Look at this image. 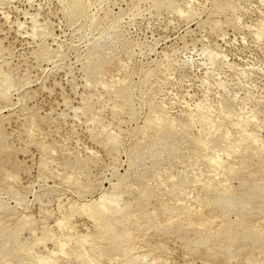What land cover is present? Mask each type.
Returning <instances> with one entry per match:
<instances>
[{
  "label": "rangeland",
  "instance_id": "rangeland-1",
  "mask_svg": "<svg viewBox=\"0 0 264 264\" xmlns=\"http://www.w3.org/2000/svg\"><path fill=\"white\" fill-rule=\"evenodd\" d=\"M70 1L71 0H0V70L11 75L17 87V91L11 93V102L0 99V109L2 112H0V199L3 198L6 203L18 211L14 214V219H12L13 217H8L7 214H4L6 216H1L0 218L2 219L3 217V219L0 220V225L2 226L3 223L4 225L5 223L8 225L10 224V226H3L4 228L6 227V231H9V227L13 229V225L15 224L14 221H16V217L20 216L21 213L30 215V218H32L35 223H32L35 225V229H28L26 226L24 228L18 226L19 228L17 229L22 228L24 230L19 231L16 229L14 231V233L18 231V234L16 233L15 236L20 238L18 240L21 242L24 241V244L12 239L11 243L9 240L10 245L8 249L5 244L6 241H0V244L3 245H0V249L1 247L5 248V250L3 249V251H0L2 253L1 257L3 258L1 259L0 257V264H95L96 262L111 264L116 261L126 260L132 255L138 254L148 255L149 259L152 258L156 260V264H264V192L262 191L264 190V183H262L263 188L261 186V190L259 189L255 192V194L260 193L258 195L256 194L260 199H258V197L251 198L252 206L249 207L250 209L247 208L248 210L244 209L245 211L237 207L226 208V210L217 205L210 206L202 200L205 192L204 187L211 186L221 189L219 187L220 185H216V179H220L221 181L228 180V182H230L229 184L232 186L234 185V188L238 190H250L253 186L252 180L257 181L258 179L260 180V177H264V153L261 154L262 150H256L254 146L248 147L243 142L240 144L239 142H237V144L235 143L231 147L234 150L230 148L225 152L212 148L210 151L213 152V154H216L214 151H218L217 153L221 154L220 157H223H221L222 160H227L228 162L230 160V163H242L248 166L246 169L247 171H239V173L232 177L219 176L218 178L217 176L210 175L205 166L201 165V167H203L201 168L198 164H193L195 162L194 151L198 149L194 141L195 137H200L202 139L205 138V135L208 137L209 135L205 133V128L209 127V125L211 129L218 128L217 126L219 124L221 126L226 125L227 128L229 126L228 130L230 129V131L231 129L237 130V128L240 127L238 128L239 133L244 127L245 129L247 128V131H251L255 125L253 131H257L254 134L258 139L257 141H260L257 145L263 144L262 148L264 150V141L262 143V140H264V0H234V8H226L216 13L213 11L214 0H174L180 7H185L189 4L198 10L194 18L195 21L193 19L190 22H188L179 11L170 8L166 0H85L87 3V11L85 14L88 20L85 14L80 15V13L75 11V14L77 13L80 15L79 16L67 12L70 8L68 7V2ZM133 1L137 2L135 9L131 6ZM154 1L158 2L154 3ZM98 10L99 12H97ZM133 10H135V12ZM93 14H95V16ZM89 16L91 18L93 16L96 18V23L94 25L97 26H92L93 28L91 29L87 27V24L83 26L84 21L86 22L91 19ZM114 16L120 18L117 27L118 29L124 30L125 41L114 36L110 38L112 41L108 40V38H105V34L100 37V35L106 32L108 28L107 25L115 19ZM179 18H181V20ZM99 22L100 25L98 26ZM102 25H105L106 29ZM96 29L102 31V34H99L101 32L98 33L99 30ZM45 30L51 32L49 37L44 36L43 32H45ZM98 37L101 39H98ZM93 38H96L95 40H98L99 44L102 46H111L112 54L106 61L88 64L86 55L94 48L93 43L95 41H93ZM190 43L192 45H190ZM86 45H88V47H86ZM45 48L47 50H45ZM56 48L59 52V56L49 52V49ZM129 48H136V54L133 55L131 59L126 56V50ZM43 49L45 51H43ZM141 51L143 52L141 53ZM81 53L83 54V58L79 56L82 55ZM3 58L4 60L2 61ZM79 59L81 61H79ZM165 63L166 67L169 69L163 73L159 71V69L164 67ZM54 65L56 67H54ZM231 66L234 68H231ZM146 68L152 69L150 82L144 87L136 88L134 90L135 92L131 94V97H128L127 93L123 92L124 90L122 91V89L116 88V86L126 82L133 84L135 87L139 86V77H137L138 75H136V72L142 69L146 70ZM143 93L145 95V102L139 100V98H142ZM19 97H21L22 102L18 99ZM224 98L227 100L224 101ZM256 98L259 100H256ZM199 99L207 102L209 101L208 103L211 106L203 111L205 119H211L215 113L218 114H214L215 116H221L219 117L221 120H216L214 117L207 126H202L197 120H189L185 115V112L188 110L187 106L193 107ZM127 100L131 102L129 105L131 104L133 107V112L135 113L133 115H131L132 112L128 107ZM151 101L155 104L152 108H150L148 104ZM220 101H224L227 109H225L226 107L222 108L220 106ZM228 104H232V106ZM163 111L167 112V119L171 120V131L175 133L176 141H168L169 144L166 148L170 147L168 148L169 151L166 152L167 150L162 148L161 156H156V159L151 157L152 153H143L141 155L144 159L141 158L143 160H141L142 163L140 160H138L139 162L133 161L132 163L128 160L126 153L127 149L135 145L139 140L145 142L149 141L155 134V131L146 127L145 122L149 117L153 119L161 117ZM219 112L221 115H219ZM247 112H251L250 115ZM209 113H212L210 114L211 118ZM253 116L254 118H252ZM239 117L241 121H246V124L242 122L240 126H236L237 128H235L233 127L235 125H232L231 122ZM225 119H227L228 124ZM221 122L223 124H221ZM256 124L259 127H257V129ZM31 126L32 128L29 129ZM177 126L179 128H177ZM230 126L232 128H230ZM101 127L107 128L103 129ZM94 128L97 130L102 129L105 137L103 133L100 135L94 134ZM131 131L134 132L132 133ZM175 131H178V133ZM230 131L228 134L232 136L231 139L238 140L241 138V136H239L240 134L238 135L237 133L238 131H231V133ZM107 133L112 135L113 133L114 135L118 133L116 142L110 141L107 137ZM28 136H30V138ZM258 136L261 137L259 138ZM179 147L181 149H179ZM173 148L177 150H171ZM164 149L165 151H163ZM171 151L172 153H170ZM245 151L248 153H245ZM254 152L257 156L254 155L253 157L252 154H255ZM174 154L176 156H174ZM227 154L228 159L226 156ZM247 154L251 155L247 156ZM144 155L148 156L144 157ZM188 155H191V158H189ZM83 157L87 161L83 159ZM164 157H166L167 160ZM254 158H256V160ZM239 159L247 162L243 161V163ZM126 161H128V163H126ZM151 161L154 165L158 163L161 164L153 166ZM153 161L156 162L154 163ZM137 162L141 163L137 164L140 165L138 167L136 165ZM256 162H258V164H256ZM143 163L144 165H142ZM168 163H171V165ZM198 163H200V161H198ZM135 165L136 167H134ZM161 165L162 167H160ZM113 166L114 169H118V173L120 172V174L123 175L122 181L116 185L115 188H113L108 182L109 180H107L109 176L111 177V169H113ZM197 168H200V170ZM165 169L167 170L164 171ZM145 170L146 173H144ZM196 170H198V172ZM193 171V175L196 174V177H194L195 181L190 179L189 182L192 181V183H189L184 178L187 175H192ZM202 171L208 173H203ZM64 172L77 174V178L80 181L89 182L90 187L88 186L87 189H83L80 185L76 184L75 181L64 182L62 176H59ZM250 172H256V176L254 174V176L251 175L252 178L249 177ZM174 175L177 176L176 179L171 180V176L174 177ZM12 177L16 179H12ZM205 177H207L206 180ZM236 177H238V179ZM160 179L164 181V185L161 184L162 180L160 183ZM179 179L181 180L179 181ZM90 180H92V182ZM112 180V182H116V179L113 178ZM196 180L198 181L196 182ZM181 181L183 183H180ZM201 182L204 183L203 186H201ZM171 183L175 185L171 186ZM186 183L187 185H185ZM45 184L50 186L51 189H55L53 190L54 192L48 187H44L46 186ZM176 186L177 188H175ZM178 186L183 187L180 189ZM172 187L174 189H171ZM191 188L194 189L191 190ZM184 189H188L191 194L188 193V190L186 192ZM13 190H19L21 193L28 196L27 203L22 206H17L15 200L11 198ZM33 190L35 193H33ZM47 190L50 191L48 195L43 194L45 192L47 193ZM141 190L145 192H140ZM169 190L170 192H168ZM174 190L176 193L174 194L177 195L175 198H173ZM78 192H85V195L82 197L86 199L97 197L101 195V192L114 194L119 209H121L123 213L131 211V213H128L129 218L137 213V218L134 216L132 219H128V215H126L127 217L125 216V219H128L131 224L125 222L123 219V224L119 226L120 229L124 231L125 235H127L125 236V240H123L124 238L116 239L118 241L116 243L117 245L122 242V245H116V247H119L117 250L116 248L113 249L110 243L112 242L111 239L108 237L106 238L104 235L105 238L99 235L100 232L104 230L103 223L89 218L82 212L79 213V211H76L70 216L71 219L68 223L71 226L65 224L62 225L64 226L62 227L60 225L59 221L62 219V215L70 213L67 207L68 201H79L82 199V197L77 194ZM178 192L181 193V197ZM199 192L203 195L201 194L200 196ZM149 193H151L153 197ZM184 193L185 195L183 196L182 194ZM36 195H41V197L38 198ZM147 196H149V198ZM146 197L147 199H144ZM183 197L185 200L183 199L182 201L181 199ZM196 197L199 199L196 200ZM140 200L142 201L141 204L139 203ZM62 201L65 202L63 203ZM146 203H149V205ZM172 203L176 209L170 206ZM253 203L255 205H253ZM60 204L62 207L64 205V208H61ZM128 204L131 205H129L127 210L126 208L122 209V206L128 207L126 206ZM140 205L142 206L141 208H139ZM144 205L147 208L143 210L145 207ZM176 206L180 207V209L178 210ZM44 207L46 209H44ZM154 207L158 209L155 208V213ZM186 207L189 212L188 216H185L188 213L185 211ZM191 207L195 208L196 211ZM188 208H190V210L192 209V211L188 210ZM198 208L202 210V212H199ZM256 208H258V211ZM137 209L140 210L139 215L141 216L138 215ZM168 209L173 210H170V212L172 211L170 213ZM182 209H184V211H181ZM141 210L143 212L148 211L149 213L146 212L145 215ZM165 210L167 212H164ZM162 211L167 216L161 213ZM174 211L179 216H176ZM191 212L193 215L194 212L197 214L191 216ZM243 213L247 214L243 215ZM202 216L203 218H201ZM141 217H143V220ZM186 217L189 222L186 220ZM195 217H198L200 220L210 217V219H208L210 222L203 223V220L200 221ZM239 217H244V220ZM146 218H152V223L154 221L153 219H155L154 223L156 226L150 221L148 223ZM9 219L11 220L9 221ZM167 219L169 221H167ZM179 219L181 221H179ZM191 219L194 221H191ZM228 219L235 222V225L238 223L237 226L232 224V231H238V234H236L237 232L232 234L231 231L229 234L231 238L230 241L226 242L227 240L223 236H216V238L214 236V238L208 236L211 234V231L214 235L216 231L220 230V225L224 224ZM135 220L140 224L139 226H141L145 220L144 226L139 227L137 223H132ZM7 221H9V223ZM175 221H177V224ZM96 222L98 224H96ZM170 223L175 226H171ZM240 224L243 225L240 226ZM254 224H256V226H253ZM34 225H32V227ZM95 225L98 227H95ZM177 225L179 228L176 227ZM158 226H160V228ZM235 227H237V230ZM253 227L257 228L254 232H249L250 230H247V232H249V234H247L246 229ZM4 228L3 230H5ZM158 228L162 232H158ZM180 228L184 231L182 232ZM190 228L196 229V232L190 230ZM207 228L209 232H207ZM33 229L34 231H32ZM165 229L167 230L165 231ZM241 229L245 230L242 231ZM97 230H100V232ZM176 230H178V232H176ZM239 232L241 233L239 234ZM43 233L46 235L44 236ZM183 233H185L186 236ZM203 233L205 236H208L203 238L205 241H203V239L201 240V235H197ZM187 234H189V237ZM242 234H245L246 237ZM19 235L21 236L18 237ZM33 235L35 237L37 236V239H33ZM67 235L72 236V238L74 237L75 240L71 238L69 244L65 245L64 250H61L57 240L60 237L61 241H66ZM84 235L90 236L91 240L86 243V236L83 237ZM95 235L98 237H95ZM191 235H193V237ZM195 236H198V238ZM258 236L262 238L260 239ZM31 237L32 241L39 240V242L34 241V244L31 242L32 245H30V242L26 243L28 240L31 241ZM45 237L46 240L44 239ZM194 237L197 243L193 245L192 243L195 242ZM186 238H190V241ZM248 240H250V243ZM251 240L254 243H252ZM107 241H109L110 244H106L108 243ZM200 241L203 242L201 243ZM242 241H244V246ZM123 242L127 243L124 244ZM16 243L18 246L15 245ZM36 243L37 245H35ZM12 244L15 245V249L18 247L15 251ZM102 244H104V246H102ZM27 246H30V248ZM122 247H131L133 249L131 252L124 254ZM20 248L23 249L20 250ZM26 248L33 249L32 253L27 254ZM16 253L21 255H17ZM3 254L5 255L3 256ZM25 254L27 256H25ZM33 255L41 257V261L31 259L34 258ZM124 255H126V257ZM16 256L19 258H16ZM51 256L52 258H50ZM121 257L123 258L121 259ZM95 258L96 261H94ZM111 258H114L115 261ZM18 261H21V263Z\"/></svg>",
  "mask_w": 264,
  "mask_h": 264
},
{
  "label": "bare ground",
  "instance_id": "bare-ground-1",
  "mask_svg": "<svg viewBox=\"0 0 264 264\" xmlns=\"http://www.w3.org/2000/svg\"><path fill=\"white\" fill-rule=\"evenodd\" d=\"M167 2H168V6L170 7V8H173V9H175V10H177V11H179L181 14H183V16H184V18H186L187 20H188V22H190V21H192L195 17H196V15H197V9L196 8H194V6L192 7L191 5H189V4H187L185 7H180V6H178L175 2H174V0H166ZM206 1V0H205ZM233 1L234 0H225V1H221V0H214V2H213V11L216 13V12H220V11H222V10H224V9H226V8H234V3H233ZM100 2V1H99ZM156 2H158V1H154V3H156ZM209 2H212V1H209ZM235 2H237V1H235ZM67 3V2H66ZM69 3V6L68 7H70L69 9H68V11L67 12H69V13H71V14H75V11L76 12H78V13H80V15H84L85 13H86V11H87V3L85 2V0H71L70 2H68ZM67 3V4H68ZM136 1H133L132 2V7H133V9H135L136 8ZM92 4V3H91ZM93 4H94V2H93ZM262 4V3H261ZM210 5H211V3H210ZM128 6V5H127ZM100 7V6H99ZM130 7V6H129ZM145 7V6H144ZM159 7V6H158ZM166 7H167V5H166ZM205 7H206V5H205ZM102 8V7H101ZM126 8V7H125ZM207 8V7H206ZM105 9V8H104ZM121 9V8H120ZM123 9V8H122ZM129 9V8H128ZM198 9H199V7H198ZM208 9V8H207ZM207 9H206V11H207ZM66 10V9H65ZM92 10V9H91ZM212 10V9H211ZM93 11V10H92ZM95 11V10H94ZM134 12H135V10H133ZM205 11V12H206ZM97 12H99V10L97 11ZM118 12V11H117ZM117 12H116V15H117ZM122 12H124V11H122ZM89 13V12H88ZM95 13V12H94ZM120 13V12H119ZM118 13V14H119ZM77 14V13H76ZM75 14V15H76ZM92 14V13H91ZM121 14H123V13H121ZM64 15V14H63ZM77 15H79V14H77ZM79 15V16H80ZM89 15H90V13H89ZM94 16H95V14H93ZM87 16H88V14H87ZM92 16V15H91ZM90 17L91 19L89 20V21H84V24H83V26L84 25H88L87 27L88 28H93L92 26H97V25H94L95 23H96V18L95 17ZM108 16V15H107ZM113 16V15H112ZM182 16V17H183ZM85 17H86V14H85ZM115 17V19L114 20H112V22L109 24V25H107V24H105V25H107L108 26V28H107V30H106V32L105 33H103L102 34V31H100L99 29H96V30H99L98 31V33L99 32H101V33H99V34H102V35H100V37H102L104 34H105V38H108V40H111L110 38L111 37H116V38H121L123 41H125L126 39H125V37H124V30L123 29H118V20L120 19L119 17H116V16H114ZM228 17V16H227ZM87 18V20H88V17H86ZM104 18V17H103ZM113 19V18H112ZM180 20H181V18H179ZM199 20V19H198ZM198 20H197V22H198ZM109 21V20H108ZM194 21H195V19H194ZM193 21V22H194ZM106 22H107V20H106ZM192 23V22H191ZM197 24V23H196ZM82 25V24H81ZM100 25V22H99V24H98V26ZM105 25H102V26H104L105 27ZM191 25V24H190ZM82 26V27H83ZM125 26V25H124ZM188 26V25H187ZM86 27V28H87ZM104 27H102V28H104ZM35 28V27H34ZM98 28H100V27H98ZM102 28H101V30H102ZM190 28V27H189ZM32 29H33V27H32ZM105 29H106V27H105ZM212 29V28H211ZM35 30V29H34ZM33 30V31H34ZM104 30V29H103ZM93 31V30H92ZM92 31H91V33H92ZM187 31H190V30H187ZM43 34H44V36H46V37H49L50 35H51V32H48V31H46L45 30V32H43ZM86 34V33H85ZM88 34V33H87ZM218 34V33H217ZM88 36V35H87ZM92 36V35H91ZM98 36V35H97ZM96 36V37H97ZM80 37V36H79ZM83 37V36H82ZM100 37H98V39L100 38ZM89 38V37H88ZM206 38V37H205ZM94 39V38H93ZM96 39V38H95ZM93 40V41H95L94 43H93V46H94V48H92V51H91V49H90V51L91 52H89V54H87L86 55V58H87V63L88 64H91V63H101V62H103V61H106L107 60V58L112 54V47L111 46H109V45H100L99 44V41L97 40ZM101 39V38H100ZM193 39V38H192ZM112 41V40H111ZM197 41V40H196ZM101 42V41H100ZM110 42V41H109ZM115 42V41H114ZM122 42V41H121ZM89 43H90V40H89ZM116 43V42H115ZM188 43V42H187ZM192 43V42H191ZM190 43V45H192ZM41 44V43H40ZM43 44V43H42ZM103 44H104V42H103ZM111 45V44H110ZM119 45V44H118ZM39 46V45H38ZM37 46V47H38ZM43 46V45H42ZM46 46V45H45ZM92 46V47H93ZM40 47V46H39ZM38 47V48H39ZM50 47V46H49ZM86 47H88V45H86ZM37 48V49H38ZM90 48H91V45H90ZM178 48V47H177ZM190 48V47H189ZM41 49V48H40ZM40 49H39V51H40ZM135 49L136 48H129L128 50H126V56L129 58V59H131V57L133 56V55H135L136 54V51H135ZM45 50H47L46 48H45ZM44 49H43V51H45ZM181 50V49H180ZM199 50H201V49H199ZM205 50V49H204ZM140 51V50H139ZM191 51V50H190ZM206 51V50H205ZM49 52L50 53H52V54H55V55H58L59 56V52H58V50H57V48L56 49H49ZM143 51H141V53H142ZM180 52V51H179ZM182 52H184V51H182ZM193 53V52H192ZM199 53V52H198ZM202 53V52H201ZM35 54V53H34ZM82 54V53H81ZM84 54H85V52H84ZM203 54V53H202ZM211 55V54H210ZM43 56V55H42ZM52 56V55H51ZM79 56H81V58H83L82 56H83V54L82 55H79ZM140 56H141V54H140ZM53 57V56H52ZM57 57V56H56ZM214 57V56H213ZM43 58V57H42ZM48 59V58H47ZM47 59H46V61H47ZM53 59H55V58H53ZM178 59V58H177ZM217 59V58H216ZM223 59V58H222ZM4 60V58L2 59V61ZM84 60H86V59H84ZM161 60V59H160ZM212 60V59H211ZM221 60V59H220ZM219 60V61H220ZM79 61H81L80 59H79ZM159 61V60H158ZM167 61V60H166ZM165 61V62H166ZM229 61V60H228ZM163 62V61H162ZM161 62V63H162ZM211 62V61H210ZM223 62V61H222ZM82 63V62H81ZM179 63V62H178ZM185 63V62H184ZM215 63V62H214ZM213 63V64H214ZM164 64V63H163ZM168 64V63H167ZM215 64H217V63H215ZM225 64H226V62H225ZM230 64H231V62H230ZM169 65V64H168ZM167 65V66H168ZM214 66V65H213ZM216 66V65H215ZM236 66V65H235ZM54 67H56L55 65H54ZM183 67H184V65H183ZM222 68V67H221ZM231 68H234V67H232L231 66ZM236 68V67H235ZM167 69H169L168 67H166V63H165V66L164 67H161L160 69H159V71H161V72H165V71H167ZM228 69V68H227ZM84 70V69H83ZM233 70V69H232ZM151 71H152V69H150V68H146V70H144V69H142V70H138L137 72H136V75H138L137 77H139V82H138V84H139V86H137V87H135V86H133V84H131V83H123V84H121V85H118V86H116V88H119V89H122V91L123 92H126L127 93V95H128V97L130 96H132L131 94H133V92H135L134 90L136 89V88H141V87H144L146 84H148L149 82H150V79H151V76H152V74H151ZM234 71V70H233ZM243 71V70H242ZM245 72V71H244ZM236 73H237V71H236ZM12 74V73H11ZM86 74V73H85ZM168 75H169V73H168ZM235 75H237V74H235ZM207 76V75H206ZM243 76V75H242ZM14 77V76H13ZM243 77H245V76H243ZM242 77V78H243ZM246 79V78H245ZM219 81V80H218ZM134 82V81H133ZM220 82V81H219ZM223 82V81H222ZM243 82V81H242ZM216 83V82H215ZM134 84H135V82H134ZM180 84V83H179ZM222 84V83H221ZM224 84V83H223ZM203 85V84H202ZM220 86V85H219ZM222 86V85H221ZM93 87V86H92ZM223 87H224V85H223ZM17 87L15 86V83H14V80H13V78H12V76L11 75H9V74H7V73H5V72H3L2 70H0V99H2V100H7V101H10L11 100V93L12 92H14V91H17V89H16ZM214 89V88H213ZM221 89H222V87H221ZM141 90H143V89H141ZM248 90V89H247ZM23 91V90H22ZM121 91V92H122ZM236 92V91H235ZM141 93V92H140ZM142 94V93H141ZM158 94H159V92H158ZM251 94V93H250ZM22 95V94H21ZM85 95V94H84ZM124 95V94H123ZM227 95H229V94H227ZM237 95V94H236ZM246 95V94H245ZM254 95V94H253ZM19 96V95H18ZM255 96V95H254ZM258 96V95H257ZM124 97H126V96H124ZM144 97H145V95H144V93H143V95H142V98L140 99L139 98V100L141 101V102H145V99H144ZM163 97V96H162ZM175 97V96H174ZM226 97V96H225ZM259 97V96H258ZM261 97V96H260ZM22 98H23V96H22ZM236 98V97H235ZM19 100H21V97H19L18 98ZM128 99V98H127ZM222 99V98H221ZM227 99H228V96H227ZM226 99V100H227ZM66 100V99H65ZM126 100V99H125ZM208 100H210V99H208ZM225 100V98H224V101H226ZM229 100V99H228ZM232 100V99H231ZM256 100H259V99H257L256 98ZM255 100V101H256ZM17 101V100H16ZM128 101V100H127ZM126 101V102H127ZM133 101V100H132ZM224 101H220L221 102V107L223 108V107H226V105H225V103H224ZM261 101V100H260ZM11 102V101H10ZM21 102H22V100H21ZM209 102V101H208ZM207 101H204V100H200L199 99V101L198 102H196L194 105H193V107L192 106H187L188 107V110H187V112H185V115L188 117V119L189 120H197V121H199L200 123H201V125L203 126V125H206L207 126V124L210 122V120L212 119V118H214L215 117V119L216 120H221V118H219V117H221V116H215V115H218V114H213V117L211 118V116H210V114H212V113H209V116H210V118L211 119H208V118H206L205 119V117H204V115H203V111L206 109V108H208V107H211L210 105H209V103H208ZM219 102V101H218ZM229 103H231L230 101H228ZM129 103H131V102H129L128 101V107H129V109H130V111L132 112L131 113V115H133V114H135L133 111V107H132V105L130 104L129 105ZM147 103V102H146ZM145 103V104H146ZM248 103V102H247ZM258 103V102H257ZM260 103V102H259ZM144 104V103H143ZM149 104V106H150V108H152V107H154V105L155 104H153V101H151V102H149L148 103ZM237 104H239V103H237ZM68 105V104H67ZM115 105V104H114ZM228 105H230V104H228ZM227 105V106H228ZM124 106V105H123ZM213 106V105H212ZM218 106V105H217ZM230 106H232V104L230 105ZM246 106V105H245ZM73 107V106H72ZM125 107V106H124ZM127 107V106H126ZM136 107V106H135ZM74 108V107H73ZM118 108V107H117ZM230 108V107H229ZM17 109V108H16ZM85 109V108H84ZM136 109V108H135ZM219 109V108H218ZM225 109H227V107L225 108ZM235 109V108H234ZM238 109V108H237ZM243 109V108H242ZM252 109V108H251ZM250 109V110H251ZM3 110V109H2ZM229 110V109H228ZM250 110H248V111H250ZM253 110H254V108H253ZM136 111V110H135ZM233 111V110H232ZM235 112H236V109L234 110ZM239 111V110H238ZM252 111V110H251ZM0 112H1V109H0ZM115 112H117V111H115ZM224 112V111H223ZM230 112V111H229ZM241 112V111H240ZM2 113V112H1ZM74 113V112H73ZM207 113V112H206ZM220 113V112H219ZM234 113V112H233ZM247 113H249V115H250V113L251 112H247ZM246 113V114H247ZM256 113H257V111H256ZM31 114V113H30ZM235 114V113H234ZM131 115H128V116H131ZM219 115H221V113L219 114ZM225 115V114H224ZM239 115V114H238ZM237 115V116H238ZM63 116V115H62ZM236 116V115H235ZM240 116V115H239ZM241 117V116H240ZM240 117L239 118H236V120H234L233 122H231V124L232 125H235V126H233V127H235V128H237L236 126H240V123H242V122H245L244 124H246V121H241V119H240ZM246 117V116H245ZM96 118V117H95ZM218 118V119H217ZM243 118V117H242ZM252 118H254V116L252 117ZM262 118V117H261ZM32 119V118H31ZM97 119V118H96ZM145 119V118H144ZM223 119V118H222ZM131 120V119H130ZM229 120V119H228ZM232 120V119H231ZM230 120V121H231ZM247 120H249V119H247ZM256 120V119H255ZM264 120V119H263ZM262 120V121H263ZM32 121V120H31ZM225 121H226V123H227V119H225ZM249 122V121H248ZM179 123V122H178ZM184 123V122H183ZM182 123V124H183ZM216 123V122H215ZM98 124H99V121H98ZM221 124H223L222 122H221ZM228 124V123H227ZM231 124H229V125H231ZM187 125V124H186ZM231 125V126H232ZM94 126H95V124H94ZM104 126V125H103ZM138 126V125H137ZM145 126L146 127H148V128H150V129H152V130H154L155 131V134L149 139V141H147V142H145V141H142V140H139L137 143H135V145H133V146H131L129 149H127V151H126V153H127V157H128V160H130L132 163H133V161H138V160H142L143 158H142V154L143 153H152V156L151 157H156V156H161V152H162V148H165L167 151L166 152H168L169 150H168V148H170V147H168V148H166L167 147V145L169 144L168 143V141L170 142V140H175L176 141V139H175V133H173V131H171V127H172V125H171V120L170 119H167V112L166 111H163L162 113H161V117H158L157 119H153V118H151V117H149L148 118V120L145 122ZM217 126V125H216ZM219 126H221L220 124L217 126L218 128H216V129H214L213 128V126H212V128L213 129H211L210 128V125H209V127H207V128H205L204 130H205V133L207 134V135H209L208 137H206V135H205V138L204 139H202V138H200V137H195V144H196V146H197V150H195L194 151V156H195V162L193 163L194 165H199L200 167H201V165L202 166H205L206 168H207V171L210 173V175H213V176H217L218 178H219V176H234L235 174H237V173H239V171L241 172V171H244V170H246L247 169V165H245V164H242V163H230L231 161L229 160V162L227 161V160H222L221 159V157H220V155L221 154H218L217 152L218 151H214V153L216 152V154H213V152H211L210 150L213 148V149H216V150H219V151H228L235 143L237 144V142H239V144L240 143H245L248 147H251V146H254V148L256 149V150H262V152H261V154H263L264 152V150H263V144L261 145V144H259V145H257V143L259 142L260 143V141H257L258 139L255 137V134L254 133H256V132H254L253 130L255 129V125L253 126L254 128H253V130H251V131H247V128L245 129V127L243 128V127H241V128H243L242 130H241V132L239 133V131H238V128H240V127H238L237 128V130H233V129H231V131L233 130V131H238L237 133H238V135L239 136H241V138H239L238 140H234V139H231L232 138V136H230L229 134H228V132L230 131V129L228 130V128H229V126H228V128H227V126L226 125H222L221 127H219ZM230 126V128H232ZM243 126V125H242ZM245 126H247V125H245ZM92 127V126H91ZM91 127H89V128H91ZM193 127V126H192ZM215 127V126H214ZM257 124H256V129H257ZM32 128V126L29 128V129H31ZM101 128H107V127H101ZM177 128H179L178 126H177ZM259 128V127H258ZM98 129H100V128H98ZM137 129H138V127H137ZM181 129V128H180ZM179 129V130H180ZM245 129V130H244ZM262 129V128H261ZM176 130V129H175ZM227 130H228V132H227ZM249 130H250V128H249ZM260 130V129H259ZM28 131V130H27ZM29 131H31V130H29ZM107 131V130H106ZM134 131H135V128H134ZM133 131V132H134ZM203 131V130H202ZM231 131H230V133H231ZM232 131V132H233ZM132 132V131H131ZM132 132V133H133ZM175 132H177L178 133V131H175ZM185 132V131H184ZM93 133L94 134H96V135H100L101 133H103V136H104V131L102 132V129L101 130H97V129H95L94 128V130H93ZM131 133V134H132ZM194 133V132H193ZM192 133V134H193ZM236 133V134H237ZM27 134H28V132H27ZM118 134V133H117ZM117 134L116 135H114V133H113V135L112 134H108L107 133V137H108V139L110 140V141H112V142H116V140H117V138H118V136H117ZM133 135V134H132ZM131 135V136H132ZM182 135V134H181ZM190 135V134H189ZM257 135V134H256ZM134 136V135H133ZM132 136V137H133ZM138 136V135H137ZM183 136V135H182ZM184 136H186V135H184ZM194 136H195V134H194ZM197 136V135H196ZM237 136V135H236ZM29 138H30V136H28ZM105 137V136H104ZM178 137V136H177ZM176 137V138H177ZM193 137V136H192ZM233 137H234V135H233ZM259 137V136H258ZM261 137V136H260ZM259 137V138H260ZM133 138H135V137H133ZM181 138V137H180ZM235 138V137H234ZM237 138V137H236ZM107 139V140H108ZM130 139H131V137H130ZM129 139V140H130ZM189 139H191V138H189ZM194 139V138H193ZM181 140V139H180ZM263 141L264 140H262V143H263ZM131 142V141H130ZM182 142V141H181ZM111 143V142H110ZM183 143V142H182ZM193 143V142H192ZM180 144V143H179ZM184 144V143H183ZM188 144V143H187ZM181 145V144H180ZM242 145H244V144H242ZM49 146V145H48ZM170 146H172V145H170ZM184 146V145H183ZM191 146H193V145H191ZM238 146V145H237ZM241 146V145H240ZM246 146V147H247ZM123 147V146H122ZM236 147V146H235ZM185 148H187V147H185ZM262 148V149H261ZM49 149V148H48ZM165 149L163 150V151H165ZM179 149H181L180 147H179ZM193 149H195V148H193ZM232 149V148H231ZM171 150H177V149H171ZM182 150H184V149H182ZM190 150V149H189ZM232 150H234V149H232ZM237 150V149H236ZM118 151V150H117ZM116 151V152H117ZM241 152V151H240ZM260 152V151H259ZM165 153V152H164ZM170 153H172V151L170 152ZM245 153H248L247 151H245ZM255 153V152H254ZM149 154V155H150ZM237 154H238V152H237ZM252 154V153H251ZM250 154V155H251ZM260 154V153H259ZM163 155V154H162ZM165 155V154H164ZM169 155V154H168ZM171 155H173V154H171ZM246 155V154H245ZM250 155H248L247 154V156H250ZM253 155V157H254V155L255 156H257V154L255 153V154H252ZM111 156H113V155H111ZM115 156V155H114ZM146 156H148V155H144V157H146ZM174 156H176L175 154H174ZM225 156V155H224ZM227 156V159H228V154L226 155ZM231 156V155H230ZM239 156V155H238ZM264 156V155H263ZM116 157V156H115ZM167 157V156H166ZM166 157H164V158H166ZM171 157V156H170ZM188 157L189 158H191V155H188ZM187 157V158H188ZM236 157V156H235ZM242 157H244V156H242ZM114 158V157H113ZM118 158V157H117ZM142 158V159H141ZM153 158V159H154ZM164 158H163V161H164ZM169 158V157H168ZM179 158V157H178ZM181 158V157H180ZM223 158V157H222ZM233 158V157H232ZM241 158V157H240ZM249 158V157H248ZM252 158V157H251ZM262 158V157H261ZM83 159H85L84 157H83ZM82 159V160H83ZM149 159H150V157H149ZM156 159V158H155ZM231 159V158H230ZM244 159V158H243ZM246 159V158H245ZM250 159V158H249ZM255 160H256V158H254ZM86 160V159H85ZM144 160V159H143ZM142 160V161H143ZM151 160V159H150ZM162 160V159H161ZM166 160H167V158H166ZM233 160H235V159H233ZM239 160H241L242 162L243 161H245V160H242V159H239ZM248 160V159H247ZM255 160H254V162H255ZM87 161V160H86ZM117 161H118V159H117ZM122 161V160H121ZM142 161H141V163H142ZM176 161V160H175ZM180 161V160H179ZM182 161H184V160H182ZM198 161H200V163H198ZM236 161V160H235ZM253 161V160H252ZM260 161V160H259ZM77 162V161H76ZM124 162V161H123ZM122 162V163H123ZM139 162V161H138ZM136 163V165L137 164H141V163ZM148 162V161H147ZM154 162V161H153ZM156 162V161H155ZM154 162V163H155ZM160 162V161H159ZM162 162V161H161ZM167 162V161H166ZM237 162V161H236ZM245 162H247V161H245ZM79 163H81V162H79ZM126 163H128V161H126ZM151 163H152V161H151ZM164 163V162H163ZM244 163V162H243ZM110 164V163H109ZM135 164V163H134ZM147 164V163H146ZM158 164H161V163H158ZM158 164H155V165H158ZM168 164H170L171 165V163H168ZM175 164V163H174ZM179 164V163H178ZM185 164V163H184ZM190 164V163H189ZM192 164V163H191ZM256 164H258V162H256ZM262 164V163H261ZM136 165L134 166V167H136ZM142 165H144V163L142 164ZM152 165L153 166H155L153 163H152ZM182 165V164H181ZM255 165V164H254ZM263 165V164H262ZM112 166V165H111ZM138 166H140V165H137V167ZM187 166V165H186ZM185 166V167H186ZM251 166V165H250ZM160 167H162V165L160 166ZM188 167V166H187ZM190 167V166H189ZM192 167V166H191ZM198 167V166H197ZM253 167V166H252ZM263 167V166H262ZM111 168V167H110ZM113 169H111V177L109 176V178H107V180H109L108 182L110 183V185L113 187V188H115L116 187V185H118L121 181H122V179H123V175L122 174H120V172L118 173V169H114V166L112 167ZM117 168V167H116ZM141 168V167H140ZM154 169H155V167H153ZM156 168H158V167H156ZM194 168H195V166H194ZM201 168H203V167H201ZM260 168V167H259ZM159 169V168H158ZM164 169V168H163ZM187 169V168H186ZM196 169V168H195ZM197 169H199L200 170V168H197ZM263 169V168H262ZM144 170V169H143ZM146 170H147V168H146ZM146 170L144 171V173H146ZM155 170H157V169H155ZM154 170V171H155ZM167 169H165L164 171H166ZM136 171V170H135ZM186 171V170H185ZM184 171V172H185ZM188 171V170H187ZM197 172H198V170H196ZM195 171V172H196ZM247 171V170H246ZM260 171V170H259ZM63 172V171H62ZM132 172V171H131ZM158 172V171H157ZM168 172V171H167ZM170 172V171H169ZM179 172V171H178ZM183 172V173H184ZM203 172V171H202ZM204 172H206V171H204ZM203 172V173H204ZM208 172H206V173H208ZM181 173H182V171H181ZM189 173H190V171H189ZM193 173H194V171L192 172V175H187L184 179L186 180V181H188L189 182V180L191 179H193L194 181H195V179H194V177H196L195 175L196 174H194L193 175ZM256 172H250V176L249 177H251V175H253L254 176V174H255ZM259 173V172H258ZM257 173V174H258ZM264 173V172H263ZM188 174V173H187ZM261 174V173H260ZM59 175V174H58ZM164 175V174H163ZM185 175V174H184ZM200 175H201V173H200ZM206 175V174H205ZM264 175V174H263ZM59 176H62V180L64 181V182H70V181H75L76 182V184H78V185H80L83 189H87V187L90 185L89 184V182H83V181H80L78 178H77V174H73V173H69V172H64V173H62V175H59ZM183 176V175H182ZM212 176V177H213ZM238 176V175H237ZM255 176H256V174H255ZM260 176H262V175H260ZM176 177L177 176H175L174 175V177L173 176H171V180H175L176 179ZM178 177H179V175H178ZM181 177V176H180ZM248 177V176H247ZM248 177V178H249ZM116 179L115 181L116 182H112L113 180L112 179ZM166 178V177H165ZM199 178V177H198ZM206 178L207 177H205V180H206ZM211 178V177H210ZM230 178V177H229ZM229 178H227V179H229ZM237 179H238V177H236ZM243 178V177H242ZM252 178V177H251ZM259 178V177H258ZM12 179H16V178H14V177H12ZM61 179V178H60ZM201 179V178H200ZM199 179V180H200ZM215 179V178H214ZM214 179H213V181H214ZM232 179V178H231ZM17 180H18V178H17ZM16 180V181H17ZM161 180L162 179H160L159 181H160V183H161ZM177 180H178V178H177ZM181 179H179V181H180ZM202 180H204V179H202ZM210 180V179H209ZM211 180H212V178H211ZM210 180V181H211ZM241 180V179H240ZM245 180H247V179H245ZM252 180V179H251ZM43 181V180H42ZM91 182H92V180H90ZM182 181H183V179H182ZM180 182V183H183V182ZM193 181V182H194ZM198 180H196V182H197ZM208 181V180H207ZM231 181V180H230ZM163 180H162V183L161 184H163ZM165 182H166V180H165ZM171 182V181H170ZM178 182V181H177ZM191 183H192V181H190ZM189 182V183H190ZM195 182V183H196ZM203 182H206V181H203ZM203 182H201V186H203ZM209 182V181H208ZM208 182H206V183H208ZM216 182H217V184L216 185H220L219 187L221 188V189H218L217 187H211V186H206V187H204L205 188V192H204V196L201 198L202 200H204L207 204H209L210 206L211 205H217V206H219L220 208H222V209H226V208H241V209H247V208H249V207H251L252 206V199L251 198H257L258 196V194H260V193H256L255 194V192H257L259 189L261 190V186H262V183H264V177L262 176V178L260 177V180L258 179L257 181H253L252 180V187H251V189L249 190L248 189V191H245L244 189H241V190H238V189H235L234 188V185L232 186V185H230L229 183L230 182H228V180H226V181H221L220 179H216ZM215 182V183H216ZM243 182V181H242ZM241 182V183H242ZM247 182V181H246ZM249 182V181H248ZM159 183V184H160ZM205 183V184H206ZM251 183V182H250ZM42 184H44V183H42ZM74 184V183H73ZM177 184V183H176ZM209 184H210V182H209ZM214 184V183H213ZM231 184H232V181H231ZM244 184H245V182H244ZM244 184H242V185H244ZM46 186H44V187H48L50 190H55V189H51V187L50 186H48L47 184H45ZM128 185V184H127ZM164 185V184H163ZM172 185H175L174 183H171V186ZM182 185V184H181ZM185 185H187V183L185 184ZM247 185V184H246ZM31 186V185H30ZM159 186V185H158ZM169 186V185H168ZM205 186V185H204ZM249 186H250V184H249ZM11 187V186H10ZM90 187V186H89ZM144 187V186H143ZM146 187V186H145ZM170 187V186H169ZM174 187V186H173ZM171 188V189H174V188ZM181 187H183V186H181ZM181 187L180 186H178V188H180L181 189ZM14 188V187H13ZM12 188V189H13ZM39 188H41V187H39ZM107 188V187H106ZM175 188H177V186L175 187ZM189 188V187H188ZM201 188V187H200ZM262 188H263V186H262ZM15 189V188H14ZM27 189V188H26ZM44 189V188H43ZM166 189H167V187H166ZM170 189V188H169ZM194 189V188H193ZM192 188H191V190H193ZM20 190V189H19ZM19 190H13V192H12V194H11V198L12 199H14L15 200V202H16V204H17V206L19 205V206H22L23 204H25V203H27V197L28 196H26L24 193H21ZM41 190V189H40ZM112 190V189H111ZM143 190H145V189H143ZM185 190V189H184ZM187 190L188 189H186L185 191L187 192ZM48 192L46 193L45 191V193H43L42 191H40V192H42L43 194H47L48 195V193L50 192L49 190H47ZM151 191V190H150ZM163 191V190H162ZM180 191H182V190H180ZM204 191V190H203ZM203 191H202V193H203ZM263 192H264V190H262ZM54 192V191H53ZM86 192V191H85ZM85 192H78L77 194L80 196V197H82L83 195H85L84 193ZM140 192H145V191H140ZM152 192V191H151ZM168 192H170V190L168 191ZM172 192V191H171ZM185 192V193H186ZM191 192H193V191H191ZM33 193H35L34 192V190H33ZM42 193H40V194H42ZM74 193V192H73ZM117 193V192H116ZM175 193V190H174V192H173V194ZM185 193L184 194H182L183 196L185 195ZM188 193H190L189 192V190H188ZM198 193V192H197ZM196 193V194H197ZM201 193V194H202ZM262 193V192H261ZM37 194H38V192H37ZM76 194V195H77ZM101 195H99V196H97V197H91V198H89V199H86V198H83L82 197V199H80L79 201H77V200H75V201H68V205H67V207H68V209H69V212L70 213H68V214H64V215H62V219L59 221L60 222V225L62 226V225H65V224H69L68 222H69V220L71 219L70 218V216L74 213V212H76V211H79V213L80 212H82V213H84L85 215H87L89 218H92V219H94L95 221H98V222H100V223H103V226H104V230L102 231V232H100V230H97L98 232H100V234L99 235H102V237L103 238H105L104 236H106V238L108 237L109 239H111L112 240V242H110L111 243V245H112V247H113V249H115L116 248V250L119 248V247H116V243L118 242L116 239H121V238H124L123 240H125V236L127 235H125V233H124V231L122 230V229H120V225L121 224H123L122 223V221H123V219L125 220V222H128L129 224H131L130 223V221L128 220V219H132L134 216H136V218H137V213H136V215L134 214V213H132V214H134V215H132L133 217H131L130 216V218H129V215H128V213H131V211L129 212V211H127V213L126 212H122V210L121 209H119V207L117 206V204H116V198H115V196H114V194H110V193H106V192H104V193H100ZM119 194V193H118ZM146 194V193H145ZM147 194H148V192H147ZM150 195H151V193H149ZM169 194H172V193H169ZM176 194V193H175ZM174 194V196H173V198H175L177 195H175ZM178 194L180 195L181 193H179L178 192ZM191 194V193H190ZM189 194V195H190ZM199 194H200V192H199ZM201 194H200V196H201ZM35 195V194H34ZM49 195H51V194H49ZM178 195V196H179ZM203 195V194H202ZM37 196V195H36ZM43 196V195H42ZM119 196V195H118ZM141 196H142V194H141ZM146 196V195H145ZM152 196V195H151ZM259 196H261V195H259ZM38 198L39 197H41V195L40 196H37ZM61 197V196H60ZM60 197H59V199H60ZM148 198H149V196H147ZM147 197L146 198H144V199H147ZM153 197V196H152ZM159 197H160V195H159ZM168 197V196H167ZM166 197V198H167ZM180 197H181V195H180ZM199 197V196H198ZM264 197V196H263ZM34 198H36V197H34ZM163 198H165V197H163ZM169 198H170V196H169ZM172 198V197H171ZM178 198V197H177ZM197 198V197H196ZM195 198V199H196ZM37 199V198H36ZM41 199V198H40ZM59 199H58V201H59ZM142 199V198H141ZM183 199H184V197L181 199L182 201H183ZM187 199V198H186ZM189 199V198H188ZM199 198H197L196 200H198ZM258 199H260L259 197H258ZM264 199V198H263ZM50 200V199H49ZM70 200H72V199H70ZM167 200V199H166ZM171 200H174V199H171ZM170 200V201H171ZM178 200V199H177ZM180 200V199H179ZM185 200V199H184ZM8 201V200H7ZM144 201V200H143ZM161 201H163V200H161ZM174 201H176V200H174ZM255 201H256V199H255ZM14 202V201H13ZM39 202V201H38ZM50 202V201H49ZM63 202V201H62ZM65 202V201H64ZM63 202V203H64ZM145 202V201H144ZM144 202H143V204H144ZM146 202H147V200H146ZM165 202V201H164ZM166 202H168V201H166ZM178 202V201H177ZM176 202V203H177ZM180 202V201H179ZM40 203V202H39ZM42 203V202H41ZM59 203V202H58ZM126 203V202H125ZM139 203L141 204L142 203V201L140 200L139 201ZM260 203H262V202H260ZM259 203V204H260ZM57 204V203H56ZM121 204V203H120ZM127 204V203H126ZM142 204V205H143ZM146 204H148L149 205V203H146ZM168 204V203H167ZM179 204V203H178ZM185 204V203H184ZM259 204H256V205H259ZM45 205V204H44ZM119 205V204H118ZM129 205H131V204H128V205H126V206H128V207H124V206H122V209L124 208H126V210H127V208H129ZM169 205V204H168ZM187 205V204H186ZM253 205H255L254 203H253ZM261 205V204H260ZM259 205V206H260ZM263 205V204H262ZM48 206V205H47ZM60 206H61V204H60ZM145 206V205H144ZM154 206V205H153ZM163 206V205H162ZM161 206V207H162ZM171 207L173 206V208H175L174 207V205H173V203H172V205H170ZM181 206V205H180ZM188 206H190V205H188ZM208 206V205H207ZM142 206L140 205V207L139 208H141ZM177 207V209L179 210L180 209V207H178V206H176ZM183 207H185V206H183ZM182 207V208H183ZM194 207V206H193ZM193 207H191V208H193ZM253 207H255V206H253ZM252 207V208H253ZM263 207V206H262ZM48 208V207H47ZM61 208H64V205H63V207L61 206ZM145 208H147L146 206L143 208V210L145 209ZM150 208V207H149ZM155 208L156 207H154V213H155ZM170 208V207H169ZM200 208V207H199ZM198 208V209H199ZM264 208V207H263ZM44 209H46L45 207H44ZM157 209V208H156ZM176 209V208H175ZM174 209V210H175ZM194 209V211H196L195 210V208H193ZM238 209V210H239ZM250 209V208H249ZM258 208H256V210H257ZM11 210V211H10ZM131 210V209H130ZM138 210V209H137ZM158 210V209H157ZM159 210H160V208H159ZM162 210V209H161ZM167 210V209H166ZM164 211V212H167V211ZM169 210V209H168ZM170 210H173V209H170ZM170 210H169V212H170ZM188 210H190V208H188ZM227 210V209H226ZM243 210H241V211H243ZM248 210V209H247ZM246 210V211H247ZM255 210V209H254ZM262 210V209H261ZM260 210V211H261ZM0 213H1V215H0V217L1 216H3L4 214H7V216L8 217H10V218H12V219H14V217H15V213H17L18 211L15 209V208H13L11 205H9L8 203H6V201H4V199L3 198H1L0 199ZM10 211V212H9ZM125 211V210H124ZM140 210H138V215H139V212ZM142 211V210H141ZM152 211V210H151ZM181 211H184V209H182ZM185 211H187V207H186V209H185ZM190 211H192V209L190 210ZM198 211V210H197ZM202 212V210H200L199 209V212ZM205 211V210H204ZM204 211H203V214H204ZM245 211V210H244ZM251 211V210H250ZM258 211V210H257ZM259 211V212H260ZM143 212V211H142ZM146 212L147 213H149L148 211H144L143 213L146 215ZM163 211L161 212V213H164ZM172 212V211H171ZM170 212V213H171ZM177 212H180V211H177ZM188 212V211H187ZM206 212V211H205ZM255 212V211H254ZM160 213V212H159ZM174 213H175V211H174ZM192 213V212H191ZM240 213V212H239ZM22 214V215H21ZM20 214V216H18V217H16V221H14L15 222V224L13 225V229L11 228L10 229V227H9V231H6V227L4 228L3 226H5V225H8L7 223H5V225H4V223H3V221H2V226L0 225V241L1 240H5L6 242H5V244L7 245L6 247H8V249H9V245H10V243L12 242L11 240L12 239H14L15 241H19L20 243H23L24 241H20V240H18V239H20V238H17L16 236H15V234L18 232V231H16L15 233H14V231L17 229V228H19L20 226H22V228H24L25 226L28 228V229H32V228H34L35 227V223H34V220L32 219V218H30V215H27V213H21ZM152 215H154L153 213H151ZM151 214H149V215H151ZM165 214V213H164ZM176 214V213H175ZM179 214V213H178ZM182 214H184V213H182ZM188 214H189V212L187 213V215H185V216H188ZM197 214V213H196ZM195 214V212H194V215H196ZM245 214H247V213H245ZM244 213H243V215H245ZM19 215V214H18ZM126 215H128V219H125V216ZM145 215H143V216H145ZM148 215V214H147ZM166 215V214H165ZM191 215V214H190ZM193 215V213H192V215L191 216H194ZM202 215V214H201ZM200 215V216H201ZM4 216H6V215H4ZM139 216H141V215H139ZM167 216V215H166ZM170 216V215H169ZM168 216V218L170 219V217ZM176 216H179V215H177L176 214ZM205 216V215H204ZM239 216V215H238ZM242 216V215H241ZM32 217V216H31ZM127 217V216H126ZM148 217V216H147ZM190 217V216H189ZM199 217V216H198ZM198 217H195V218H197V219H199ZM206 217V216H205ZM7 218V217H6ZM72 218H73V216H72ZM143 217H141V219H142ZM153 218V217H152ZM151 218V219H152ZM172 218V217H171ZM176 218V217H175ZM201 218H203V216L201 217ZM240 218V217H239ZM2 219H3V217H2ZM1 218H0V220H2ZM147 219V218H146ZM151 219H147V221H148V223H149V221L151 222ZM165 219H166V217H165ZM174 219V218H173ZM208 219H210V217L208 218ZM208 219H202V220H200V221H202L203 223H207V222H210V220H208ZM229 219H230V217H229ZM228 219V221H226L224 224H221L220 225V230H218V231H216V233L213 235L212 234V231H211V234L210 235H208L207 234V232H209V230H208V228L206 229V230H208L207 232H206V234L210 237V236H214L215 238H216V236H223L227 241L226 242H228V241H230L231 240V238H230V236H229V234H230V232L233 230V228H232V224H234L235 225V222H233V221H231V220H229ZM240 219H242V220H244V217L243 218H240ZM11 219H9V221H10ZM33 220V221H32ZM134 220V219H133ZM136 220H139V219H136ZM136 220L134 221V222H132V223H137L136 222ZM143 220V219H142ZM141 220V221H142ZM154 221H155V219H153ZM172 220V219H171ZM185 220V219H184ZM186 220H187V217H186ZM185 220V221H186ZM213 220V219H212ZM234 220V219H233ZM236 220V219H235ZM238 220V219H237ZM9 221H7L8 223H9ZM154 221H153V223H154ZM163 221V220H162ZM167 221H169L168 219H167ZM179 221H181L180 219H179ZM188 221V220H187ZM186 221V222H187ZM191 221H194V220H192L191 219ZM259 221V220H258ZM144 222H145V220H144ZM144 222H143V224H144ZM157 222V221H156ZM176 222V224H177V221H175ZM174 222V223H175ZM182 222H184V221H182ZM189 222V221H188ZM213 222V221H212ZM1 223V222H0ZM13 223V222H12ZM32 223H34V224H32ZM99 223V224H100ZM152 223V222H151ZM150 223V224H151ZM152 223V224H153ZM172 223V222H171ZM170 223V224H171ZM181 223V222H180ZM195 223H198V222H195ZM241 223H242V221H241ZM259 223V222H258ZM34 225L33 227H32V225ZM96 224H98L97 222H96ZM138 225L137 226H139L140 224L139 223H137ZM141 225V226H144V225ZM146 224V223H145ZM155 224V223H154ZM153 224V225H154ZM169 224V225H170ZM173 224V223H172ZM171 224V226H175V225H172ZM178 224H179V222H178ZM190 224V223H189ZM191 224H192V222H191ZM237 225H238V223H236ZM136 225V224H135ZM147 225V224H146ZM158 225V224H157ZM163 225V224H162ZM182 225H184V224H182ZM186 225H188V224H186ZM195 225V224H194ZM237 225H235V226H237ZM243 224H240V226H242ZM8 226H10V224L8 225ZM19 226V227H18ZM69 226H71L70 224H69ZM141 226H139V227H141ZM149 226V225H148ZM154 226H156V224L154 225ZM180 226V225H179ZM253 226H256V224H254ZM62 227H64V226H62ZM66 227V226H65ZM68 227V226H67ZM95 227H98V226H96L95 225ZM119 227V228H118ZM133 227V226H132ZM138 227V228H139ZM146 227V226H145ZM150 227V226H149ZM159 228H160V226H158ZM176 227H178V225L176 226ZM175 227V228H176ZM182 227H184V226H182ZM181 227V228H182ZM206 227V226H205ZM257 227H258V225H257ZM256 227V228H257ZM3 228L5 229V230H3ZM8 228V227H7ZM22 228H20V229H17V230H19V231H22V230H24V229H22ZM27 228H25V229H27ZM89 228V227H88ZM102 228V227H101ZM128 228V227H127ZM134 228H137V227H134ZM158 228V232L159 231H161L160 229ZM169 228H170V226H169ZM179 228V227H178ZM181 228H180V230H181ZM242 228V227H241ZM244 228V227H243ZM256 228H249V229H246V232H247V230H250L249 232H254L255 231V229ZM35 229V228H34ZM34 229L32 230V231H34ZM74 229H75V227H74ZM125 229V228H124ZM131 229V228H130ZM144 229V228H143ZM155 229H156V227H155ZM162 229V228H161ZM167 229H168V227H167ZM167 229H165V231L167 230ZM172 229V228H171ZM198 229H200V228H198ZM202 229H204V228H202ZM211 229V228H210ZM235 229L237 230V227H235ZM239 229V228H238ZM259 229H261V228H259ZM44 230V229H43ZM134 230V229H133ZM145 230V229H144ZM164 230V229H163ZM170 230V229H169ZM174 230V229H173ZM190 230H192V231H195L194 229H191L190 228ZM189 230V231H190ZM201 230V229H200ZM200 230H199V232H200ZM242 230V229H241ZM245 229H243L242 231H244ZM31 231V230H30ZM46 231H47V229H46ZM96 231V232H97ZM182 231V230H181ZM180 231V232H181ZM184 231V230H183ZM182 231V232H183ZM215 231V230H214ZM213 231V232H214ZM44 232H45V230H44ZM52 232V231H51ZM162 232V231H161ZM169 232V231H168ZM174 232V231H173ZM176 232H178V230H176ZM186 232V231H185ZM196 232V231H195ZM194 232V233H195ZM198 232V231H197ZM198 232V233H199ZM237 232V233H236ZM236 232H233L232 231V234H234V233H236V234H238V231H236ZM245 232V233H246ZM249 232H247V234H249ZM46 233V232H45ZM77 233V232H76ZM80 233V232H79ZM139 233V232H138ZM175 233V232H174ZM187 233H191V232H187ZM193 233V232H192ZM201 233V232H200ZM241 232H239V234H240ZM18 234V233H17ZM20 234V233H19ZM44 234V233H43ZM78 234V233H77ZM82 234V233H81ZM157 234V233H156ZM176 234V233H175ZM174 234V235H175ZM185 236H186V234L185 233H183ZM204 234V233H203ZM203 234H197L198 236L199 235H201L200 236V238H201V240L203 239V238H205V237H208V236H205V234L203 235ZM46 234H44V236H45ZM71 235V234H70ZM73 235V234H72ZM75 235V234H74ZM104 235V236H103ZM179 235V234H178ZM182 235V234H181ZM189 234H187V236H188ZM194 235V234H193ZM193 235H191L192 237H193ZM242 235H245V234H242ZM21 235H19L18 237H20ZM24 236V235H23ZM62 236V235H61ZM77 236V235H76ZM76 236H75V238H76ZM86 236V238H85V242L87 243V242H89L90 240H91V238H90V236H87V235H84L83 237H85ZM92 236V235H91ZM93 236H94V234H93ZM92 236V237H93ZM184 236V237H185ZM198 236H195V237H197L198 238ZM261 236V235H260ZM32 237H34L33 239H37L34 235L32 236ZM32 237H31V241H26V243L28 242H32L33 244L35 243V242H39V240H37V241H32ZM47 237V236H46ZM46 237L44 238L45 240H46ZM49 237H51V236H49ZM48 237V238H49ZM95 237H98V236H96L95 235ZM183 237V238H184ZM189 237V236H188ZM195 237H194V239H195ZM211 237V238H212ZM213 237V238H214ZM245 237H246V235H245ZM248 237V236H247ZM259 237V236H258ZM71 238H72V236H68L67 235V237H66V241H61V239H60V237L58 238V240H57V242L59 243V247H60V249L61 250H64V248H65V245H67V244H69V242H70V240H71ZM222 238V237H221ZM260 238V237H259ZM258 238V239H259ZM262 238V237H261ZM260 238V239H261ZM39 239V238H38ZM41 239H43V238H41ZM52 239V238H51ZM72 239H74V237L72 238ZM102 239V238H101ZM127 239V238H126ZM185 239V238H184ZM186 239H188V238H186ZM190 239V238H189ZM188 239V240H189ZM206 239H208V238H206ZM237 239V238H236ZM255 239V238H254ZM254 239H253V241H254ZM9 240H10V243H9ZM54 240V239H53ZM75 240V239H74ZM104 240V239H103ZM105 240H107V239H105ZM129 240V239H128ZM244 240V239H243ZM256 240V239H255ZM14 241V242H15ZM42 241V240H41ZM121 241V240H120ZM190 241V240H189ZM203 241H205L204 239H203ZM202 241V242H203ZM235 241V240H234ZM238 241V240H237ZM240 241V240H239ZM249 241V243H250V240H248ZM3 242V241H2ZM95 242V241H94ZM103 242V241H102ZM108 243H106V244H110L109 243V241H107ZM199 242V241H198ZM201 242V241H200ZM201 242V243H202ZM243 242V246H244V241H242ZM251 242H252V240H251ZM1 243V242H0ZM25 243V242H24ZM23 243V244H24ZM32 243L30 244V245H32ZM42 243H43V241H42ZM124 243V242H123ZM127 243V242H126ZM126 243H124V244H126ZM191 243V242H190ZM195 243H197L196 242V239H195V242L194 243H192L193 245L195 244ZM232 243V242H231ZM235 243V242H234ZM247 243V242H246ZM252 243H254V242H252ZM251 243V244H252ZM14 244V243H13ZM12 244V245H13ZM22 244V245H23ZM119 244V243H118ZM121 245H122V242L120 243ZM119 244V245H120ZM199 244V243H198ZM228 244V243H227ZM1 246H3L2 244H0ZM16 246H18V244L16 243L15 244ZM15 245H13V249H14V251L18 248V247H16V249H15ZM26 245V244H25ZM29 245V244H28ZM35 245H37V243L35 244ZM35 245H33V246H35ZM119 245H117V246H119ZM197 245V244H196ZM5 246V245H4ZM102 246H104V244H102ZM128 246V245H127ZM20 247H22V246H20ZM27 247H29L30 248V246H27ZM32 247V246H31ZM81 247V246H80ZM108 247V246H107ZM111 247V246H110ZM248 247V246H247ZM29 248H26V253L27 254H31L32 253V250L33 249H29ZM221 248V247H220ZM226 248V247H225ZM246 248V247H245ZM245 248H243V249H245ZM249 248V247H248ZM3 249L5 250V248H3V247H1V249H0V251H3ZM21 249H23V248H20V250ZM84 249V248H83ZM133 248H131V247H122V251H123V253L124 254H127V253H129V252H131V250H132ZM242 249V248H241ZM252 249V248H251ZM12 250V249H11ZM111 251V250H110ZM12 252V251H11ZM10 252V253H11ZM34 252V251H33ZM109 252V251H108ZM117 252V251H116ZM9 253V252H8ZM38 253V252H37ZM80 253V252H79ZM78 253V254H79ZM83 253V252H82ZM120 253V252H119ZM0 257L2 256V253L0 252ZM7 254V253H6ZM17 254V253H16ZM39 254V253H38ZM131 254V253H130ZM5 254H3V256H4ZM13 255V254H12ZM17 255H21V254H17ZM41 255V254H40ZM44 255V254H43ZM46 255V254H45ZM80 255V254H79ZM84 255V254H83ZM90 255V254H89ZM11 256V255H10ZM25 256H27L26 254H25ZM81 256V255H80ZM84 256H86V255H84ZM120 256V255H119ZM125 257H126V255H124ZM29 257V256H28ZM27 257V258H28ZM33 257L34 258H31V259H36L37 261H41V257H39L38 255H33ZM66 257V256H65ZM93 257V256H92ZM117 257H118V255H117ZM5 258V257H4ZM16 258H19V257H17L16 256ZM20 258H22V257H20ZM50 258H52V256L50 257ZM115 258V257H114ZM114 258H111V259H114ZM123 257H121V259H122ZM1 259H3L2 257H1ZM30 259V260H31ZM49 259V258H48ZM117 259V258H116ZM119 259V258H118ZM20 260V259H19ZM23 260H24V256H23ZM82 261H84V260H82ZM88 261V260H87ZM94 261H96V258L94 259ZM114 261H115V259H114ZM18 262H20L21 263V261H18ZM23 262V261H22ZM24 262H25V260H24ZM27 262V261H26ZM9 263H10V261H9ZM31 263V262H30ZM5 264V263H4ZM6 264H8V263H6ZM26 264V263H25ZM42 264V263H41ZM92 264H94V263H92ZM95 264H103V263H95ZM111 264H156V260L155 259H149L148 258V255H146V254H138V255H132L131 257H129V258H127L126 260H122V261H116L115 263H111Z\"/></svg>",
  "mask_w": 264,
  "mask_h": 264
}]
</instances>
